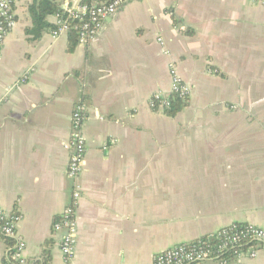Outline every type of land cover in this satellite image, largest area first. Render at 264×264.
Masks as SVG:
<instances>
[{"label":"crops","instance_id":"1","mask_svg":"<svg viewBox=\"0 0 264 264\" xmlns=\"http://www.w3.org/2000/svg\"><path fill=\"white\" fill-rule=\"evenodd\" d=\"M32 1L13 0L0 43V209L20 217L27 264H65L53 225L74 190L65 145L77 105L71 264H153L232 224L264 229V0H135L72 52L66 34L25 33ZM171 70L191 88L173 118L149 107ZM14 244L0 233V264ZM262 244L221 264H264Z\"/></svg>","mask_w":264,"mask_h":264},{"label":"built area","instance_id":"2","mask_svg":"<svg viewBox=\"0 0 264 264\" xmlns=\"http://www.w3.org/2000/svg\"><path fill=\"white\" fill-rule=\"evenodd\" d=\"M135 0H113L110 3H102L96 6L75 4L68 9V13L73 20L79 21L78 42L84 45L93 40L106 19L115 14L126 4ZM85 17V18H84ZM15 26L13 14V0L0 1V43L5 40ZM55 29L50 32L53 38H58L68 32L69 28L64 24L58 16L54 17ZM160 41V40H158ZM160 43V42H159ZM171 87L167 94H155L149 100V107L152 110H163L168 106L167 95L177 94L180 97L190 96L189 86L182 81L176 74L175 70H171ZM158 102V105H155ZM85 119V109L81 105H77L71 115L70 137L65 147L69 151V160L67 166V177L74 182V190L71 194V201L61 214L60 220L53 225L55 232H62L60 252L64 258L65 264H71V259L75 251L77 224L75 220V209L80 199V186L77 183L78 176L83 170V160L85 156V140L82 134V124ZM20 221V217L15 214H9L0 209V233L15 241L13 260L17 264H27L23 258L25 245L16 236V226ZM219 244L212 248L211 245H191L182 244L167 249L157 254L153 259V264H199L204 262L225 263L222 254L233 246L240 244L244 238L250 241L264 243V229L247 225L244 228L237 229L234 224L222 228L216 234ZM253 249V248H252ZM229 250V251H230ZM228 251V252H229ZM254 251L246 253L233 251L236 258L246 256L254 257Z\"/></svg>","mask_w":264,"mask_h":264},{"label":"trees","instance_id":"3","mask_svg":"<svg viewBox=\"0 0 264 264\" xmlns=\"http://www.w3.org/2000/svg\"><path fill=\"white\" fill-rule=\"evenodd\" d=\"M111 1L113 0H82L79 4L92 6L94 3H96V6H98L102 3H110ZM63 4H64V0H33L32 3L28 6V14L31 21V27L27 29L25 33L31 36L33 40L39 39L44 33L46 32L50 33L55 29L54 24H50L47 19L49 17L58 16L59 19L69 28L66 35L68 38V51L72 52L76 47V45L79 44L77 26H79L80 23L77 20H73L68 13V9L71 7V5H69L68 8L63 10L61 8ZM189 98L190 96L180 97L177 94L170 93L167 95V99H166L169 104L168 106L163 108L162 111L166 116L173 118L177 114L181 113L188 106ZM155 105L157 106L158 102H155ZM234 225L236 226L237 229L244 228L247 226L243 224H234ZM216 234L217 233H215L213 236L202 237L188 244L191 245L206 244V245H211L212 248H215L219 244L218 237H216ZM262 245L263 244L261 242L250 241L249 239L244 238L241 240L240 244L233 246V248H231L232 250H230V248L226 250L222 254L223 255L222 259L223 260L235 259L236 256L233 254L234 250L238 252L246 253L253 250L255 251L256 249H258V247ZM4 264H17V262H15L14 260H9L7 262H4Z\"/></svg>","mask_w":264,"mask_h":264},{"label":"rangeland","instance_id":"4","mask_svg":"<svg viewBox=\"0 0 264 264\" xmlns=\"http://www.w3.org/2000/svg\"><path fill=\"white\" fill-rule=\"evenodd\" d=\"M189 86V85H188ZM189 88H190V86H189ZM190 95H191V88H190Z\"/></svg>","mask_w":264,"mask_h":264}]
</instances>
